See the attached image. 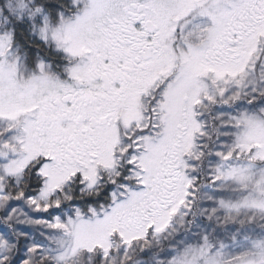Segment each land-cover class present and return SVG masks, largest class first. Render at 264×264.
I'll return each mask as SVG.
<instances>
[{"label":"snow or ice","instance_id":"obj_1","mask_svg":"<svg viewBox=\"0 0 264 264\" xmlns=\"http://www.w3.org/2000/svg\"><path fill=\"white\" fill-rule=\"evenodd\" d=\"M0 264H264V0H0Z\"/></svg>","mask_w":264,"mask_h":264}]
</instances>
